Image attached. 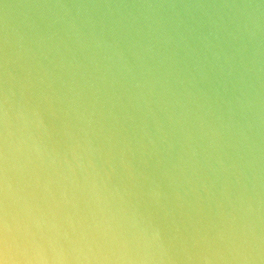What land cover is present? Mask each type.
Returning <instances> with one entry per match:
<instances>
[{
	"label": "clouds",
	"instance_id": "9594fccd",
	"mask_svg": "<svg viewBox=\"0 0 264 264\" xmlns=\"http://www.w3.org/2000/svg\"><path fill=\"white\" fill-rule=\"evenodd\" d=\"M0 264H264V0H0Z\"/></svg>",
	"mask_w": 264,
	"mask_h": 264
}]
</instances>
